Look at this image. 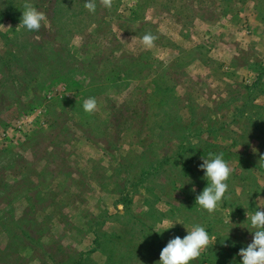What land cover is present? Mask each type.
I'll use <instances>...</instances> for the list:
<instances>
[{
  "label": "rangeland",
  "instance_id": "rangeland-1",
  "mask_svg": "<svg viewBox=\"0 0 264 264\" xmlns=\"http://www.w3.org/2000/svg\"><path fill=\"white\" fill-rule=\"evenodd\" d=\"M209 152L233 169L211 212ZM262 204L264 0H0V264H159L177 217L210 235L189 264H240Z\"/></svg>",
  "mask_w": 264,
  "mask_h": 264
},
{
  "label": "clouds",
  "instance_id": "clouds-1",
  "mask_svg": "<svg viewBox=\"0 0 264 264\" xmlns=\"http://www.w3.org/2000/svg\"><path fill=\"white\" fill-rule=\"evenodd\" d=\"M90 6V5H89ZM19 20V25L28 33L38 34L40 28L48 25L45 13L38 11L26 4ZM36 38H39L38 35ZM155 37L151 32H146L141 37L144 46L151 47ZM95 97H87L83 100L82 107L86 112H92L96 108ZM203 169V179L207 181L205 186L195 196V202L213 211L225 197L228 189L227 180L233 171L230 163L224 159L223 153H211L202 157L198 165ZM191 177L183 184L190 182ZM195 191V185H192ZM261 198H258V200ZM231 219V218H230ZM247 227L253 233L252 239L246 246L239 249L240 264H264V204L246 214ZM176 223H182L186 228V234L171 236L159 253V264H189L190 261L200 256L210 241V235L204 224L193 222L186 226L181 218H164L159 226H154L152 231L162 234L172 228ZM231 229V228H230ZM229 229V231H230ZM229 233V232H228Z\"/></svg>",
  "mask_w": 264,
  "mask_h": 264
},
{
  "label": "trees",
  "instance_id": "trees-1",
  "mask_svg": "<svg viewBox=\"0 0 264 264\" xmlns=\"http://www.w3.org/2000/svg\"><path fill=\"white\" fill-rule=\"evenodd\" d=\"M261 170H263V168H261Z\"/></svg>",
  "mask_w": 264,
  "mask_h": 264
}]
</instances>
